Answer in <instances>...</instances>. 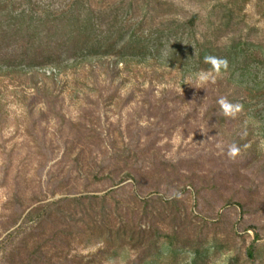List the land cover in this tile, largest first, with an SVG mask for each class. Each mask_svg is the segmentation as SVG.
Returning <instances> with one entry per match:
<instances>
[{
  "label": "rangeland",
  "instance_id": "1",
  "mask_svg": "<svg viewBox=\"0 0 264 264\" xmlns=\"http://www.w3.org/2000/svg\"><path fill=\"white\" fill-rule=\"evenodd\" d=\"M32 1L48 13L71 0ZM87 2L97 32L121 8L126 35L160 51L116 66L113 56L67 58L60 69L0 66V264L20 212L65 196L78 227L100 226L66 249L84 264H251L244 251L255 233V264H264V118L249 108L211 116L207 83L180 64L194 39L187 20L200 15L198 38L226 0ZM259 4L246 0L242 14L264 36Z\"/></svg>",
  "mask_w": 264,
  "mask_h": 264
},
{
  "label": "trees",
  "instance_id": "2",
  "mask_svg": "<svg viewBox=\"0 0 264 264\" xmlns=\"http://www.w3.org/2000/svg\"><path fill=\"white\" fill-rule=\"evenodd\" d=\"M245 1L226 0L218 11H209L205 19L206 28L198 38L197 28L201 18L197 13L193 14L186 22L194 38L187 49L189 62L180 64L189 65L197 71L210 68L204 63L205 56L227 60V69L202 87L209 96V114L212 116L215 111L222 114L217 101L224 98L230 103L240 104L242 109L249 108L252 117L261 120L264 118V36L257 34L256 25L246 23L242 14ZM23 2L28 3L29 9L16 11L15 6ZM263 2L259 0L261 7ZM87 3V0H71L65 10L39 13L35 1L0 0V66L10 69L47 66L60 69L67 58L87 56H113L116 66L125 63L129 56L145 58L152 50L159 53L156 43L148 42L133 31L126 35L122 22L117 19L121 8L115 10L111 22L106 23L107 28L97 32L100 23L94 20ZM84 8L89 13L83 15ZM174 54L171 53V57L174 58ZM218 116L221 121L225 119L223 114ZM66 201L68 197L65 196L20 212L13 224H17L21 215L23 218L12 231L16 239L5 255V264L85 263L69 255L66 249L75 233H86L89 228L92 235L94 227L100 226L78 227V221H83V218L75 219L68 211ZM110 232L109 228H105L101 234L109 238ZM135 233L133 231L130 237L137 235ZM155 239V236L150 238L147 246L152 245ZM258 239L259 235L255 233L244 251L246 260L251 264L256 263ZM140 244L137 240L132 243L137 253L142 248L138 249ZM142 258L139 257V261L142 262Z\"/></svg>",
  "mask_w": 264,
  "mask_h": 264
},
{
  "label": "clouds",
  "instance_id": "3",
  "mask_svg": "<svg viewBox=\"0 0 264 264\" xmlns=\"http://www.w3.org/2000/svg\"><path fill=\"white\" fill-rule=\"evenodd\" d=\"M204 63L210 65L208 70H199L195 73V81L198 85H204L210 81H214L215 77L218 76L222 70L227 69V60L223 58H218L215 56H205ZM219 104L222 114L226 117H234L236 113L241 110L240 104H233L228 102L226 99L221 98L217 101ZM239 149L235 144L229 146L227 155L232 158L235 157L238 153ZM181 193L178 191H174L172 196L176 199L181 198Z\"/></svg>",
  "mask_w": 264,
  "mask_h": 264
}]
</instances>
